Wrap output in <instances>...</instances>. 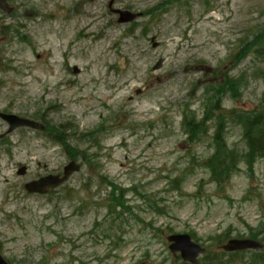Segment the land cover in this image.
<instances>
[{
    "label": "rangeland",
    "instance_id": "obj_1",
    "mask_svg": "<svg viewBox=\"0 0 264 264\" xmlns=\"http://www.w3.org/2000/svg\"><path fill=\"white\" fill-rule=\"evenodd\" d=\"M109 1L0 0V111L43 114L72 157L92 156L38 198L24 184L59 172L71 153L28 129L0 143L1 256L10 264H182L166 242L173 231L217 256L198 264H261L264 248L232 255L220 246L264 238V157L250 164L243 138L244 116L264 97V0H113L142 13L132 25L117 24ZM226 77L240 95H221L217 114L237 168L220 185L204 166L218 115L195 142L183 120L189 111L202 119L208 91ZM7 128L0 120V133ZM113 188L128 212L111 211Z\"/></svg>",
    "mask_w": 264,
    "mask_h": 264
},
{
    "label": "trees",
    "instance_id": "obj_2",
    "mask_svg": "<svg viewBox=\"0 0 264 264\" xmlns=\"http://www.w3.org/2000/svg\"><path fill=\"white\" fill-rule=\"evenodd\" d=\"M235 80L236 79L231 77H226L220 86L208 91V93L213 94V97L206 103L205 114L202 119H196L194 113L192 112H190L189 115H185L184 125L187 131L188 140L190 142H195L199 139L201 133L205 135L208 131H205V127L207 126L208 122L218 115L217 111L221 110V95L227 91H231L230 95L233 98L239 97V83L237 80ZM211 87L212 85H208L205 90H208ZM262 100L263 103L261 106L256 108L255 111H253L250 115H245L243 119V138L248 145V152L252 158L249 160L250 164L253 162L254 158L257 159L264 157V97ZM37 116L39 117V120L45 122V117L43 114H39ZM217 118L219 122L215 127V132L213 135V139L215 140V152L204 162V166L210 169L212 181L222 185L226 183L227 179H229L234 170H236L237 163L235 160H230V156H233V154H230V151L227 148L224 140L225 115L220 114L217 116ZM237 118L241 120L240 116ZM52 139L61 144L65 150L76 152L75 148H72L71 145L70 147L65 145L64 138L62 139L59 136L52 134ZM84 154L85 156L81 157V160L87 162L86 164H91L92 156L86 155V153ZM251 174H254L253 168L251 169ZM111 194V198L114 200L116 205L125 207L122 189L113 188ZM156 210L157 212L161 213L160 209ZM222 236H227V233H224ZM250 237L256 239V237L252 234ZM219 242L220 240L218 239L217 243ZM258 261L259 263L263 264L260 257L258 258Z\"/></svg>",
    "mask_w": 264,
    "mask_h": 264
},
{
    "label": "water",
    "instance_id": "obj_3",
    "mask_svg": "<svg viewBox=\"0 0 264 264\" xmlns=\"http://www.w3.org/2000/svg\"><path fill=\"white\" fill-rule=\"evenodd\" d=\"M109 7H112V2L109 3ZM113 14L118 15L117 22L119 24H127L135 21L141 16L139 13H133L128 10L111 9ZM158 44L154 43L153 47H157ZM163 65V60L160 59L158 63L153 67V70H158ZM74 73H79L77 67L73 68ZM0 118L4 120L9 125L8 133L18 129V128H31L35 130L43 131L45 126L23 117L16 116L14 114L0 113ZM3 135H0V139ZM81 169V165L76 162H70L64 167L62 175H48L39 180L30 182L26 185V190L31 193L45 194L51 188H56L64 184L73 174L78 173ZM26 171L25 167H22L18 171V175L24 174ZM169 242H172L170 249L172 252H180L181 257L190 263H196L197 257L202 254L205 250L201 248L198 244L191 241L188 235H172L168 238ZM262 244L250 239H232L229 240L223 249L227 252L232 251H242V250H256L261 249ZM0 264H8L0 255Z\"/></svg>",
    "mask_w": 264,
    "mask_h": 264
},
{
    "label": "flooded vegetation",
    "instance_id": "obj_4",
    "mask_svg": "<svg viewBox=\"0 0 264 264\" xmlns=\"http://www.w3.org/2000/svg\"><path fill=\"white\" fill-rule=\"evenodd\" d=\"M69 161H70V159H69ZM60 172V171H59ZM56 174V173H55Z\"/></svg>",
    "mask_w": 264,
    "mask_h": 264
}]
</instances>
